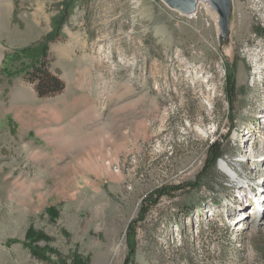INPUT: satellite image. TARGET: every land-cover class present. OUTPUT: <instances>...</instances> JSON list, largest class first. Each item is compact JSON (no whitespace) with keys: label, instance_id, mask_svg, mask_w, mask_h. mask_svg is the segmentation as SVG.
<instances>
[{"label":"rangeland","instance_id":"obj_1","mask_svg":"<svg viewBox=\"0 0 264 264\" xmlns=\"http://www.w3.org/2000/svg\"><path fill=\"white\" fill-rule=\"evenodd\" d=\"M229 2L219 38L200 2L0 0V264H264V0ZM54 22L40 97L5 59Z\"/></svg>","mask_w":264,"mask_h":264},{"label":"trees","instance_id":"obj_2","mask_svg":"<svg viewBox=\"0 0 264 264\" xmlns=\"http://www.w3.org/2000/svg\"><path fill=\"white\" fill-rule=\"evenodd\" d=\"M61 24L60 22L59 24L54 22L52 31L46 34L43 39L33 45L15 49L5 59L7 62L11 61V66H14L13 70H6L5 68V74L9 76L23 74L27 82L33 83L34 89L40 97L53 96L60 93L65 86L63 80L48 69V44L61 35ZM258 34L264 38L262 29L258 31ZM14 63H17L16 67ZM30 233L32 234L33 232L31 231ZM39 236H42V234H39ZM36 237L38 236H34V238ZM34 251L45 262L55 264V262L50 260L49 256L44 254L45 252L40 253L36 249ZM78 259L79 256H76L75 264L79 261Z\"/></svg>","mask_w":264,"mask_h":264},{"label":"water","instance_id":"obj_3","mask_svg":"<svg viewBox=\"0 0 264 264\" xmlns=\"http://www.w3.org/2000/svg\"><path fill=\"white\" fill-rule=\"evenodd\" d=\"M169 7L179 10L182 13H190L196 9L197 0H162ZM211 7L219 16V38L224 34L227 20L230 13L229 0H209Z\"/></svg>","mask_w":264,"mask_h":264},{"label":"bare ground","instance_id":"obj_4","mask_svg":"<svg viewBox=\"0 0 264 264\" xmlns=\"http://www.w3.org/2000/svg\"><path fill=\"white\" fill-rule=\"evenodd\" d=\"M197 2L199 3H204V5L205 6H208V5H210V1L209 0H197ZM195 10L196 9H194V10H192L190 13H186L188 16L189 15H193L194 13H195ZM219 167H220V169L221 170H223V171H225V172H229L230 174H231V172H230V165L226 162V160H224V159H221L220 161H219ZM231 176H234V174H231Z\"/></svg>","mask_w":264,"mask_h":264}]
</instances>
